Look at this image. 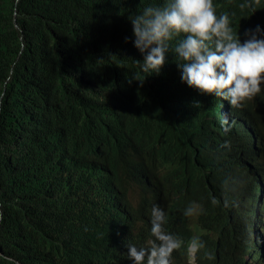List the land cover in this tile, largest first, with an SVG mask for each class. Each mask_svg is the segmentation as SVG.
I'll return each instance as SVG.
<instances>
[{
	"label": "trees",
	"instance_id": "1",
	"mask_svg": "<svg viewBox=\"0 0 264 264\" xmlns=\"http://www.w3.org/2000/svg\"><path fill=\"white\" fill-rule=\"evenodd\" d=\"M242 2L213 0V5L217 12L224 4L223 12L228 13L237 3V11L228 13L231 18L245 15L248 8L241 10ZM161 3L163 0H99L100 11H97L98 0H0V71L2 68L8 75L13 66L20 70L28 68L32 81L30 85L26 84V90L33 101L45 100L49 107L40 115V120L54 117L50 115L54 94L64 98L57 104L68 108L61 110L60 119L70 118L76 109L73 143L70 149L63 150V155L57 152L41 166L16 172L10 160L21 158L23 153L15 150L0 168V184L14 190L13 205L10 207L7 202L8 207L0 215V264H131L125 245L145 243L142 238V231L147 229L144 219L150 220V215L140 213V209L126 213L130 224L138 219L133 227L135 235L131 240L115 237L120 234L121 226L114 215L131 203L127 199L131 195L126 191L128 187L142 202L138 208L150 210L154 204L163 208L168 216L165 229L185 242L193 236L196 225L207 231L200 237L204 248L198 250L194 263L187 260L186 248L181 246L171 253L174 258L169 264L174 259L181 260L180 264H247L245 257L248 256L251 262L264 264V250H258L255 245L256 242L264 247V240L254 231V222L244 207L240 215H235L228 202L222 203L234 199L229 195L230 191H236L234 181L238 177L244 179V173L236 175V161H230V154L225 152L227 146L223 145L238 148L236 152L239 153L232 154L238 159L252 155L251 150L244 149L245 118H255L264 139V85L257 93L261 96L255 100L257 109L248 111L246 99L239 107L234 106L235 117L231 122L228 120L231 127L236 121L243 133V141H235L231 130L226 135L231 127H223L220 136L210 133L216 138L215 144H222V150L205 155L214 146L208 143L204 147L211 119L203 131L197 126H184V119L202 99L200 108H211L213 112L214 105L218 119L224 120L227 118L221 114L224 100L214 96L213 101L209 97H200V92L181 82L177 66L169 74L173 66L170 60L175 57L171 45L183 34L169 42L166 62L158 73L143 72L136 64L142 55L133 46L132 28L126 33L127 40L120 36L126 32L129 16L138 14L146 5ZM19 11L24 12L22 17L34 13L44 29L55 30L57 35L48 37L38 31L18 28L15 19ZM246 18L253 29L259 25L264 30V13L255 11ZM66 28H71L74 33H65ZM233 31L239 34L240 40L245 36L241 28ZM24 50L53 54L57 59L41 61L33 71L21 55ZM66 50H70L67 57ZM154 80L161 86V92L169 90L170 98L180 102L182 107L177 114L165 116L159 113L160 104L154 103L157 93L149 92L150 87L155 89L152 86ZM16 86L20 88L22 84ZM71 97L76 100L69 105L66 100ZM184 101L187 102L185 106ZM170 104L177 107L173 100ZM199 116L200 111H197L194 118ZM129 121L132 122L127 124ZM134 126L141 132L137 134L140 144L135 146L139 147L138 155L132 156L129 138ZM32 132L33 129H27L22 137ZM199 134L201 138L197 137ZM62 141L63 136L54 144L61 145ZM88 151L94 152L89 157H101L99 162L91 161L92 166L102 167L99 173L103 172L107 154L110 157L107 167L111 172L118 159H129L126 166L132 167L127 175L121 170L111 176L113 189L110 191L106 174L93 177L89 172L90 163L85 170L82 167ZM137 158L139 162L135 163ZM150 171L156 177V183L151 182ZM228 183L232 187H228ZM144 190H149L150 195L146 196ZM152 193L160 200L155 201ZM167 194L170 196L165 200ZM118 195L126 203L121 204ZM261 197L264 199L262 193ZM189 201L202 205L199 215H183L181 209ZM245 205L248 210L251 208L249 203ZM225 223L221 230L214 228ZM250 228L253 229L251 233ZM236 229H240V233H236Z\"/></svg>",
	"mask_w": 264,
	"mask_h": 264
},
{
	"label": "clouds",
	"instance_id": "2",
	"mask_svg": "<svg viewBox=\"0 0 264 264\" xmlns=\"http://www.w3.org/2000/svg\"><path fill=\"white\" fill-rule=\"evenodd\" d=\"M258 2L259 0H243L240 8L245 9ZM95 10L100 11L99 0ZM17 13L18 17L15 21L18 28L38 31L41 35L48 37L56 34L55 30L44 29L40 19L34 13L25 17H22L24 12ZM130 28L134 36L133 46L142 55L137 59L139 61L135 62L143 72L150 73L160 71L166 62V54L170 49L169 42L183 34L174 45H171L181 82L200 92L199 96L202 98H206L203 94H208L218 97L217 100L227 101L228 116L233 119L234 106L239 107L246 99L260 92L264 85V30L259 25H256L254 29L246 30L244 33L246 39L241 42L237 33L233 31L229 14L224 12L217 14L213 0H163V3L159 5H146L138 14L127 18L126 32L120 36L127 40L126 33ZM64 32L74 33L71 28H66ZM69 51H65L66 57ZM21 55L33 71L41 61L57 59L53 54L33 53L29 50L21 51ZM27 69L20 70L13 66L8 75L4 74L2 68L0 71V168L4 167L3 162L10 160L11 154L18 150L23 153L22 157L14 161L10 160L16 172H26L41 166L52 159L57 152L63 155V150L70 149L74 139L76 109L70 118L60 119L61 110L68 108L58 105L57 102L64 98L60 94H54L55 100L50 113L54 117L40 120V115L44 114L49 107L45 100L35 102L31 99L26 90V84H31L32 77ZM21 74L23 76L19 77ZM18 83H21L22 87L18 88L16 86ZM22 91H24L23 94H21ZM258 98L261 96L256 95L255 99ZM75 100V97H71L66 102L70 105ZM250 120L253 121L245 118L243 123V128L249 136L252 134L248 132L249 128H252L251 124L248 126ZM208 125L211 129L207 133L215 134L222 131L225 121L211 119ZM255 125L258 127L256 123ZM27 129H33V132L24 138L22 134ZM139 132L141 131H137L136 126L130 131L129 143L134 154L132 156L138 155L139 152V147H135L140 144L137 135ZM61 136H63L62 144H54ZM197 137L202 136L199 134ZM244 142L255 143L253 134L250 138L246 137ZM221 150L222 144H214L205 155L218 153ZM92 153L94 152H85L87 160L81 164L84 170L91 161L99 162L101 158L89 157ZM104 158L103 172L99 173V168L102 169L99 166L90 167L89 172L93 177L106 174L107 178L109 177L107 180L111 191L113 189L110 185L113 183L111 176L121 170L127 172L132 166L128 168L126 166L129 159L123 161L118 159L116 168L111 172L107 167L110 165L109 154ZM138 162L137 158L135 163ZM117 192H120V189ZM151 197L157 199L158 195L152 193ZM13 201V188L0 184V215L3 214V209L8 207L7 202L11 207ZM202 210L199 202L189 201L183 209V215L197 216ZM165 222L164 209L154 204L150 212L149 238L141 246L132 243L125 245L131 264H169L171 253L181 246L186 248L190 258L196 251L204 248V241L198 236H193L185 242L176 234L167 231L164 227Z\"/></svg>",
	"mask_w": 264,
	"mask_h": 264
},
{
	"label": "bare ground",
	"instance_id": "3",
	"mask_svg": "<svg viewBox=\"0 0 264 264\" xmlns=\"http://www.w3.org/2000/svg\"><path fill=\"white\" fill-rule=\"evenodd\" d=\"M228 3L230 4V3H232V1H228ZM237 5L238 4L235 3L234 7L232 6L230 8V10L228 11V13L234 14L237 11ZM223 9H224V4L222 6H220V9L218 10L219 13L223 12ZM241 10H243V9H241ZM218 11L216 12L217 14H218ZM255 11H259L260 13H264V0H259L258 3H254L252 6L248 7V10L245 13V15H242V16H240V15L234 16L233 15L230 18V20L233 21V22H231L233 24L232 28L233 29L241 28V31L253 29L252 26L250 25L248 18H246V15H249V16L254 15ZM238 37H239V34H238ZM244 39H246L245 36H243V38L241 39L242 42L244 41ZM171 62L173 63V66H172L169 74H172L174 72L176 66H177L175 57L171 58L170 63ZM177 73H179V70L177 71ZM152 86L155 89L150 87L149 92L157 93L154 103L156 104V106H157V103L160 104V107L158 108L159 113L161 115L164 114L165 116L171 115V114H177L179 108L182 107V106H180V102L178 100H176L175 98L174 99L170 98L171 92L169 90H166L164 93L161 92L160 91L161 86L159 84H157L155 82V80L152 82ZM261 91H262V88H261ZM193 94H195V92ZM203 95L206 98L209 97L210 100L213 101L212 95H208V94H203ZM256 95H257V93L254 96H252L251 98L247 99L248 111H254L255 109H257V103L255 101ZM171 100H173L177 104L176 108L171 106V104H170ZM202 102L203 101L201 99V101H199L197 104H195V105L193 104L194 105V111L192 113H189L188 116H186V118L184 119V126H187V125H189L188 127L197 126L201 131H203L204 126L207 124V122L210 119H213V120L218 119V111H217L216 107L213 105L212 107L214 110H213V112H211V110H212L211 108H200L201 105H203ZM223 102H225V100ZM186 103L187 102L184 101L183 106H185ZM197 111H200V116L198 118H194V115ZM182 114L184 115L185 113L183 112ZM221 114H224L227 117L224 119V121H225L224 129L231 127V123H228V120H230L229 122H231L233 120V118L228 116L229 114L227 111V104L226 103H224V105L222 106ZM250 119H252L256 123L255 118L252 117ZM253 121H251V120L248 121V126L250 124L252 126V128H249L248 132L253 134L254 139H255V143L244 142V149H248V151L251 150L253 152L252 155H250L248 157H242V159H238V157H234V155H232L234 153L236 155L239 153V152H236V150L238 148H236L234 146L232 148L231 144L223 145V146H227V147H225V149H226L225 152L230 154V161H236V163H234V165H236V175H240V173H244V179H240V177H238V179H236V181H234V185H236V191L235 192L230 191V193H229V195L233 196L234 199L229 200V201L223 200L222 203L228 202V204L230 205L229 207L234 211L235 215H240V213H241L240 210H241V208L244 207V211H246V213H248L249 218L252 219V221L254 222V231L258 234V236L260 238H262L264 240V217L261 218V216L264 215V199L261 197V193H262V195H264V139H263L262 132L258 129V127H256V125H255V123H253ZM179 126H180V123H179ZM230 130L232 131V137L235 141H237V142L240 140L243 141V139H244L243 133L241 132L240 128L238 127L236 121H235L234 125L231 128H229V130L225 134L228 135V132ZM260 132H261V135H260ZM220 134H221V132H219V136H220ZM252 134L249 136L247 131H246V137L247 138H250L252 136ZM205 135L207 138H206V143H205L204 147H206L208 143L211 144L212 142H214V144H215V141H216L215 136L210 135V133H207ZM90 166H92L91 163H90ZM128 173H129V171L124 172L125 175H127ZM226 173H228V171H226ZM83 174H85V173H83ZM148 176H149L151 182H153V183L157 182L156 177L154 176V174L151 171L148 174ZM142 182H144V181H142ZM228 187H232V185H230V183H228ZM238 187H242V188L238 189ZM126 191H129L131 193L130 197L129 198L127 197L128 200L129 199L131 200V203L127 204L122 209V211L120 213H117L116 215H114V219H116L120 223V226H121L120 234L118 236H115L119 240H121V239L131 240V239H133V237L135 235V233H134L135 231H133V229H134L133 227H135L134 223H136V221H138V219H134V223L130 224V222L128 221V216L126 213H130L132 211L135 212L137 209H140V213L145 212L149 216L150 212H151V209L150 210H146V209L142 210V207H140V208L137 207L142 202L139 201L138 199H136V197H134L135 195H138V194L135 193V191L131 187H128L126 189ZM144 192L146 193V196H149L151 193L149 190H144ZM169 196H170L169 194L165 195V200H167L169 198ZM118 199H120V201L122 202L121 204L126 203V201H124V199H122V197H120V195H118ZM159 200H160V198L156 199L155 201H159ZM144 203H150V202L144 201ZM246 203H249V206L251 207L249 210H248V207H246V205H245ZM181 211L183 213V209H181ZM139 215H141V214H139ZM137 217L141 218L139 216H137ZM120 219H124V220L119 221ZM167 220H168V216L166 215L165 224H167ZM144 221H145V226L147 229H144V231H142V233H144L142 238H143V240H146L150 236V232H149L150 220L144 219ZM225 226H226V223L219 226V227L215 226L214 228H216V230H221ZM196 227H197L198 231H197V233H194ZM251 231H253L252 228L249 229L250 233H251ZM205 232H207V231L203 230L199 225H196L194 227V230H193V236H198L200 238L201 235ZM236 233H240V229H236ZM245 236H248V235H245ZM255 245L258 246V248H259L258 250H260V248L262 250H264V247H261V244H259V243L257 244L255 242ZM116 247L118 249L117 243H116ZM258 253L260 255L263 254L262 251H259ZM197 254H198V251H196L194 254H192V256L190 258L188 253H187V260L190 263H194L196 261ZM172 258H174V257L170 256V260ZM258 259H260V257H258ZM245 261L247 264H255L254 260H252V262H251L250 256L245 257ZM180 262H181V260L174 259L171 261V264H180Z\"/></svg>",
	"mask_w": 264,
	"mask_h": 264
},
{
	"label": "rangeland",
	"instance_id": "4",
	"mask_svg": "<svg viewBox=\"0 0 264 264\" xmlns=\"http://www.w3.org/2000/svg\"><path fill=\"white\" fill-rule=\"evenodd\" d=\"M263 217H264V215L261 216V218H263ZM197 231H198V229H197V227H196L194 233H197ZM260 235H261V234H260Z\"/></svg>",
	"mask_w": 264,
	"mask_h": 264
}]
</instances>
